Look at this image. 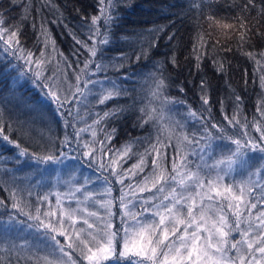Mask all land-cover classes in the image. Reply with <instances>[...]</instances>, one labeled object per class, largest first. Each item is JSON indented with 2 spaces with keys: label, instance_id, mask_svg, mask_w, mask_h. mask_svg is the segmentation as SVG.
Here are the masks:
<instances>
[{
  "label": "trees",
  "instance_id": "1",
  "mask_svg": "<svg viewBox=\"0 0 264 264\" xmlns=\"http://www.w3.org/2000/svg\"><path fill=\"white\" fill-rule=\"evenodd\" d=\"M0 20L19 41L0 40V221L33 213L18 194L22 176L68 150L117 194L209 149L223 158L233 139L261 142L264 0H0ZM60 82L78 94L100 83L111 97L100 103L97 89L84 111L63 106L51 98ZM163 109L176 121L169 138ZM88 130L93 139L82 142Z\"/></svg>",
  "mask_w": 264,
  "mask_h": 264
},
{
  "label": "snow or ice",
  "instance_id": "2",
  "mask_svg": "<svg viewBox=\"0 0 264 264\" xmlns=\"http://www.w3.org/2000/svg\"><path fill=\"white\" fill-rule=\"evenodd\" d=\"M101 2L103 3V0ZM108 3L111 4V0H108ZM101 11L103 13L104 9ZM98 19V17H93L92 23L95 24ZM105 19L107 21L111 17L107 16ZM3 23V20H0V24ZM216 23L219 25L220 22L216 21ZM223 27L233 26L225 24ZM240 27H245L242 20ZM5 35H7V40H5ZM240 38L244 39V33H241ZM0 40H5V43L9 41L19 43L17 33L6 27H0ZM101 43L106 44L108 41L104 39ZM90 52L92 56L97 55L95 48ZM248 55L252 54L248 53ZM139 58L140 56H137V59ZM87 67L86 63L85 68ZM163 86L164 81L161 79L157 87L159 89ZM53 96L57 102L60 101V97L55 93ZM110 97L111 93L104 96L100 103H104ZM239 99L237 97V100ZM204 103H208L207 99ZM105 115H110V113H105ZM261 115L264 116V112ZM233 121L240 123L235 116L229 120V124ZM243 126L246 127V125ZM212 127L215 128L216 125ZM257 131H261L260 127H257ZM3 138L8 140L7 136ZM184 139L187 140L188 137L185 136ZM259 139L260 143L248 140L243 145L240 139H233L232 143L237 147L227 158L228 168L231 169L233 163L236 162L234 158L247 156V153H242V147L264 154V132ZM16 146L19 147V145ZM26 151V149L22 150L20 155H25ZM46 159L52 160L53 158L48 156ZM261 159H264V155ZM152 163L156 165L157 161L153 160ZM181 163L183 164V161ZM224 163V160L217 162L218 165ZM142 164L141 159V164L135 167H140ZM183 166L187 167V165ZM165 171L166 169L161 166L159 172H154L151 178H146L143 185H138L139 191H150L149 182L152 188H157L161 182L167 183L171 179L188 192V195L172 187L161 203L154 206L155 210L151 212L150 217L143 219H138V217H142L143 212L149 209L145 207L143 212L131 211L129 204L124 203L122 195L121 206L125 209L122 215L130 218L134 223L123 229L125 235L120 238L122 246L119 252L116 250V237L119 232L112 230L113 225L109 219L112 215L111 201H99L100 206L107 212L106 217H101L97 211L88 208L65 209L61 207L58 221L60 227L57 228L51 224L45 227L69 240L70 243L66 247L72 252L65 251V246L53 236L52 240H55L58 246L55 250L62 255L56 261L45 258L46 264H78V261L79 264H83L84 261H87V264H107L109 261H113L114 264H264V192L261 193L259 199L253 195L258 185H252L250 180H242L238 184L222 185L221 181L224 177L219 174L215 179H207L205 183L198 173L189 171L186 176L181 175L175 163L172 167L175 175L166 176ZM178 176H180L179 180ZM205 188L206 191H200ZM157 191L163 192L164 188L159 187ZM197 197H199V204H197ZM163 201H168V203L165 204ZM205 201L213 203L209 205L205 204ZM57 204H60L59 200ZM132 206L136 207V205ZM254 209L255 212H253ZM78 211L85 214L79 218L81 222L79 228L76 227ZM45 215H56V213L47 212ZM92 217L96 219L91 220ZM36 219H39V216ZM66 220L71 222V234H69V229L64 227ZM77 250H79V257L73 259V254ZM63 257L68 259L65 260Z\"/></svg>",
  "mask_w": 264,
  "mask_h": 264
},
{
  "label": "rangeland",
  "instance_id": "3",
  "mask_svg": "<svg viewBox=\"0 0 264 264\" xmlns=\"http://www.w3.org/2000/svg\"><path fill=\"white\" fill-rule=\"evenodd\" d=\"M62 83L60 82L59 84L60 88L54 89V93L60 97V101L57 102L54 96L51 97L52 100L63 106L69 100L76 101V106L81 108L82 111H84L83 105H86L87 101L93 98V94L97 89V94H101L100 98L105 96L107 92V87L99 83L83 91L82 94H78V92L75 93L73 87L66 84L62 85ZM65 100L67 102H64ZM162 115L164 119L162 133L166 138H169L175 131L176 121L164 109ZM89 130L83 131L86 135L81 136L83 139L82 142L93 139V132ZM234 151V148H229L225 152L227 155H223L224 157L221 158L219 156L217 157L214 151L209 149L204 153L194 155L190 160L187 157L183 161V164L181 163L182 161H179L176 165L181 175L186 176L189 171L198 173L200 178L205 180V183L207 179H215L218 174L224 177L221 181L222 185L238 184L242 180H250L252 185H258L253 195L257 194L260 197L261 193L264 192V159H261L262 155L251 152L247 153V156L234 158L236 162L229 169L227 166V158ZM68 152L70 153H66L63 157L55 160V162L33 166L29 174L22 176L21 179L23 180L21 184L19 183L20 189H18L19 197L24 195L26 197L28 196L35 203V206L31 214L20 212L7 220L0 221V254H5L7 260H9V264H46L45 258L50 261H56L62 254L55 250L58 246L55 240H52L53 236L56 237V240L60 241L61 245L65 246V251L72 252V250L66 247L70 243L69 240L64 236L51 232L50 228L45 227L49 224L57 228L60 227L58 221L60 219L61 207L65 209L88 208L89 210L97 211L101 217H106L107 212L105 208L100 206L99 201H111L110 211L112 215L109 219L113 225L112 230L119 232V235L116 237V250L119 252L122 246L120 238L125 235L123 229L129 227V224L134 223L130 218L122 215L125 211L121 206L122 195L124 197V203L129 204L131 211L143 212L145 207L149 209L147 212H143V216L138 217V219L150 217L151 212L155 210L154 206L161 203L163 197L169 194L172 187H176L178 192L188 195V192L180 188L171 179L167 183L161 182V184L157 185V188H164L163 192L157 191V188H152L150 182L148 183V188L151 190L140 192L138 185H143L146 178H151L155 170L147 173L142 181L135 182L130 187H126V189L116 194L109 182L101 179L102 176L100 173L88 171L71 151L68 150ZM83 155L88 156V152ZM106 155L108 156V153ZM200 155L203 157L200 158ZM115 156L117 161L121 158L124 159L126 157V151L121 150L115 152ZM221 160H224L225 163L218 165L217 162ZM183 165H187V167ZM157 170L160 171V167ZM165 175L167 176L169 173H165ZM171 175H175V173ZM177 179L179 180L180 176ZM188 183H191V181H188ZM206 190L205 188L200 191ZM57 200L60 201L59 205L57 204ZM163 203L167 204L168 201H163ZM212 203L205 201V204L211 205ZM197 204H199V197H197ZM132 205H136V207ZM23 208L29 209L30 207L25 202ZM255 211L254 209L253 212ZM47 212H55L56 215H45ZM25 213L29 214L30 218H26ZM84 215L83 212L78 211L76 217L77 228L81 227L79 218ZM37 216H39V219H36ZM90 219L94 220L96 218L92 217ZM64 227L69 229V234H71V222L66 220ZM78 257L79 250L73 254V259H77ZM63 259L67 260L68 258L63 257ZM83 264H87V261H84ZM107 264H114V262L109 261Z\"/></svg>",
  "mask_w": 264,
  "mask_h": 264
}]
</instances>
